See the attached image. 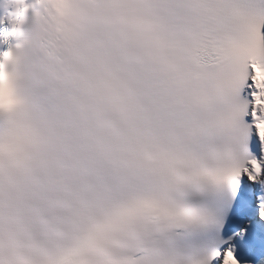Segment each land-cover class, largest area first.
I'll list each match as a JSON object with an SVG mask.
<instances>
[{"label": "snow or ice", "instance_id": "1", "mask_svg": "<svg viewBox=\"0 0 264 264\" xmlns=\"http://www.w3.org/2000/svg\"><path fill=\"white\" fill-rule=\"evenodd\" d=\"M0 264H264V0H0Z\"/></svg>", "mask_w": 264, "mask_h": 264}]
</instances>
